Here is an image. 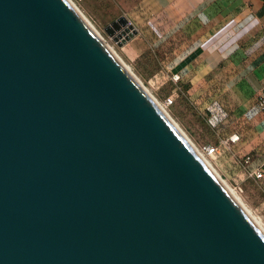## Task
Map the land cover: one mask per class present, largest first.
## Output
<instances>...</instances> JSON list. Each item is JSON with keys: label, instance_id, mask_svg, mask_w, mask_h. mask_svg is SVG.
<instances>
[{"label": "water", "instance_id": "obj_1", "mask_svg": "<svg viewBox=\"0 0 264 264\" xmlns=\"http://www.w3.org/2000/svg\"><path fill=\"white\" fill-rule=\"evenodd\" d=\"M0 264H264V236L66 0H0Z\"/></svg>", "mask_w": 264, "mask_h": 264}, {"label": "crops", "instance_id": "obj_2", "mask_svg": "<svg viewBox=\"0 0 264 264\" xmlns=\"http://www.w3.org/2000/svg\"><path fill=\"white\" fill-rule=\"evenodd\" d=\"M128 20L154 38L183 30L189 95L219 106L225 135L238 133L237 153L264 163V0H121ZM229 118V120H227ZM222 128V127H221ZM223 131V129H221Z\"/></svg>", "mask_w": 264, "mask_h": 264}, {"label": "rangeland", "instance_id": "obj_3", "mask_svg": "<svg viewBox=\"0 0 264 264\" xmlns=\"http://www.w3.org/2000/svg\"><path fill=\"white\" fill-rule=\"evenodd\" d=\"M89 22L106 38L117 55L130 67L138 79L162 104L177 125L207 156L218 173L234 188L243 203L260 220L264 228V178L251 176L252 164L237 153L238 144L228 141L226 128L219 120L218 104L208 106L189 95L188 83L183 79L182 60L187 38L183 30L174 36L154 38L147 31L138 33L125 43L116 41L106 31L107 26L126 15L127 7L121 0H72ZM125 27H122L124 30ZM121 33L118 31L116 35ZM181 79L175 81L173 75ZM229 120V118H227ZM222 127V128H221ZM223 129V131L221 130ZM219 149L216 155H207L206 146ZM252 159L254 157L252 155Z\"/></svg>", "mask_w": 264, "mask_h": 264}, {"label": "bare ground", "instance_id": "obj_4", "mask_svg": "<svg viewBox=\"0 0 264 264\" xmlns=\"http://www.w3.org/2000/svg\"><path fill=\"white\" fill-rule=\"evenodd\" d=\"M67 3L74 9V11L78 14V16L82 19V21L87 25V27L101 40V42L105 45L106 48L114 55V57L120 62V64L124 67V69L129 73L132 79L137 83V85L145 92V94L151 99L154 105L160 110V112L168 119V121L177 129V131L181 134V136L187 141V143L192 147L195 153L199 156V158L204 162L207 168L212 172V174L221 182L224 188L229 192L231 197L235 200V202L240 206L243 212L247 215V217L251 220L254 226L258 229V231L264 236V228L260 222V220L251 212L249 208L245 206L241 197L238 193L232 188L229 183L218 173V171L214 168L211 161L207 158V156L191 141V139L187 136V134L177 125V123L173 120V118L167 112L165 105L159 102L151 93V91L144 86V84L136 77V75L132 72L129 66H127L123 60L117 55L115 49L108 43L105 37L89 22V20L83 15V13L78 9V7L72 2V0H66ZM207 154V152H206ZM208 155V154H207Z\"/></svg>", "mask_w": 264, "mask_h": 264}, {"label": "built area", "instance_id": "obj_5", "mask_svg": "<svg viewBox=\"0 0 264 264\" xmlns=\"http://www.w3.org/2000/svg\"><path fill=\"white\" fill-rule=\"evenodd\" d=\"M173 79L177 82L181 79V75L179 73L174 74ZM257 106H258V110L259 112L264 116V86L263 89L258 97V101H257ZM241 136L238 133H234L233 135H231L228 139L229 142L231 143H237L238 141H240ZM206 152L208 155H217L219 153V149H217L215 146L212 145H207L206 146ZM246 163H251L253 166L254 160L252 159V156H246ZM251 176H254L255 178H264V163L261 164V166H257V167H252L251 171Z\"/></svg>", "mask_w": 264, "mask_h": 264}]
</instances>
